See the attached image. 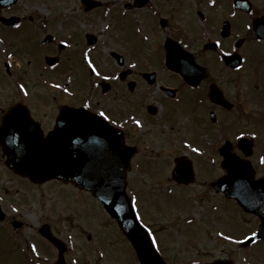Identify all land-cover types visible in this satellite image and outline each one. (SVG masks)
<instances>
[{"label": "flooded vegetation", "instance_id": "1", "mask_svg": "<svg viewBox=\"0 0 264 264\" xmlns=\"http://www.w3.org/2000/svg\"><path fill=\"white\" fill-rule=\"evenodd\" d=\"M92 3L89 8L84 0H0V126L8 110L18 105L27 108L45 137L55 129L64 106L84 107L97 115L103 111L109 117L106 120L121 130L124 146L136 148L134 157L149 151L137 163L143 170L142 165L149 164L151 153L170 151L171 146L189 147L181 135L177 136L179 131H187L191 140L199 130L200 135L219 142L221 167L225 158L221 148L228 144L230 153L251 161L255 179H263L264 172L260 169L264 168V0H93ZM122 20L140 28L145 45L137 47L125 39L114 40L111 42L114 45L108 47L110 63L104 68L105 55L100 50L108 44L102 40L105 25L117 26ZM169 40L180 48L177 49L182 66L189 63L195 69V80L199 78L195 84L167 67ZM93 65L100 75L93 72ZM214 91L218 100L212 99ZM137 120L141 122L139 125ZM183 155L176 154L173 161ZM134 157L131 167L136 165L132 162ZM9 164L0 143V166L13 173L6 186L0 185L4 212L0 227L7 258L13 264L17 255L25 264L48 261L88 264V259L90 264H142L132 244L131 263L117 260L114 256H119L118 249L124 240H118V244L113 240L104 247L89 233L83 243L77 239L83 240L85 231L64 222V233L57 224L45 222V228L41 226L34 234L20 236L18 231L26 225L19 218L21 208L16 204L15 192L23 181L43 184L19 175ZM223 169L220 176L224 177L228 173ZM49 182L53 181L44 183ZM63 184L72 185L84 199L86 194L92 198L87 190L72 183ZM215 193L251 227L249 230L243 227L236 233L238 236L234 233L224 234L227 239L218 236L231 246L233 242L236 248L227 250L229 247L225 245L224 254L207 258L197 254L196 259L189 261L181 254L183 248L178 252L173 245L156 239L164 260L168 264H264V248H256L262 240L248 247L242 244L257 230L259 218L245 213L237 198L226 192ZM77 203L81 209L87 207L85 200ZM31 207L27 205L25 211ZM97 208L93 206L90 210ZM242 214L254 216L253 222ZM103 223H109L108 218ZM41 228L60 240L65 249L63 256L59 247L41 234ZM102 232L109 234L106 230ZM35 234L45 240L52 256L41 251ZM74 245L76 248H72ZM120 253L127 254L125 249Z\"/></svg>", "mask_w": 264, "mask_h": 264}, {"label": "rangeland", "instance_id": "2", "mask_svg": "<svg viewBox=\"0 0 264 264\" xmlns=\"http://www.w3.org/2000/svg\"><path fill=\"white\" fill-rule=\"evenodd\" d=\"M116 24L117 26L114 24L110 28L105 25L102 35V40L108 43L100 50L105 55L103 58L105 61L104 68L107 67V63L108 65L110 63L107 59L108 47L114 40L125 39L129 44L132 43L137 47L145 45L146 38L140 36L142 31L139 27L130 26L124 20ZM87 27L88 25L83 26V28ZM113 45L114 43L111 46ZM42 63L43 59H41ZM199 132L197 130L190 140L191 135L189 136L187 131L184 129L179 131L177 136L181 135L182 140H185L189 147L171 146L170 151L163 150L159 153L156 151L151 153L152 156L148 160L149 164L142 165L144 170L137 163L143 161L144 156L142 157V155H147L149 151L139 153L132 161L136 163L135 167L132 166L128 172V194L132 196L134 205L142 219L153 228L157 240L166 241L169 245H173V249L178 250V252L183 248L181 254L189 261L196 259L197 254L207 258L218 253L224 254L230 248L234 250L233 248L236 247L233 242H231L232 246L230 242L226 243L218 237V231H223L224 234L234 233L237 235L236 233L243 227L247 229L250 227L249 223L245 224L238 215H234L233 211L221 200L220 195L211 188L210 181L224 172L220 162L221 155L218 152L219 142L212 141L210 136H205V134L202 136ZM208 139L209 143L207 142ZM197 148L200 149L199 152L195 151ZM178 153H184L192 158L195 164L197 176L190 185H178L171 175L172 169L175 167L173 157ZM169 160L170 162H168ZM260 170L264 172V168ZM12 174L8 168L0 166V185L2 183L5 185L7 181L11 180ZM23 182L24 184H19V189L15 192L18 197L16 204L21 208L19 218L24 220L26 225L18 231L20 236L34 234L45 222H50L54 226L57 224L64 233L65 223L73 229L78 228L85 231L83 240L77 239L83 243H86L84 238L89 233H93L97 243L102 246L104 244V247L107 246V243L112 244L113 240L117 244L118 240H124L126 245L122 246L124 244L122 243L121 248L118 249L119 256L114 257L117 260L131 263L133 260V255L130 252L132 245L122 234L123 232L118 231V225L105 211L100 201L93 200L94 197L91 195L92 199L87 194L86 199H84L82 194L73 190L72 185H65L60 180L43 183V185ZM169 191L172 192L169 193ZM78 200H85L87 207L79 208ZM27 205L32 206L28 212L25 211L28 210ZM80 206H83L82 201ZM93 206L98 208L91 211ZM83 209L88 210L83 212ZM242 215L248 219L247 221L253 222L254 216ZM106 218H108L109 223H103ZM102 230L108 231L109 234L105 235ZM35 238H37L38 247L40 246L41 251L43 253L48 251V254L52 256L50 250H47L48 245L45 240L38 234H35ZM3 240H5V236L2 235L0 227V264H13L14 262L7 258L9 255H6L5 241ZM72 240L76 239L73 238ZM225 245L229 247L227 250H225ZM72 248H76V246L74 245ZM256 248H264V241L259 242ZM123 249L127 252L126 255L120 253ZM72 255L76 254L72 252ZM87 261L90 264L89 259ZM15 263L25 264V261L17 255L15 256ZM49 263L52 264V261H48L46 264Z\"/></svg>", "mask_w": 264, "mask_h": 264}, {"label": "water", "instance_id": "3", "mask_svg": "<svg viewBox=\"0 0 264 264\" xmlns=\"http://www.w3.org/2000/svg\"><path fill=\"white\" fill-rule=\"evenodd\" d=\"M91 4L88 0L87 5ZM167 47L168 66L195 84L199 78L195 80V69L189 63L182 66L180 48L172 42ZM150 80L154 81L153 78ZM212 99H219L215 91ZM58 116L55 129L45 137L42 130L36 128L38 124L30 117L27 108L11 107L0 126V143L9 165L35 182L56 178L91 191L119 222L143 264H166L151 243L149 231L137 219L127 195L126 176L136 148L125 147L124 135L116 127L84 108L64 106ZM241 144L244 147L246 142ZM227 145L221 152L225 154L222 166L228 174L214 181L213 186L217 191L237 198L246 211L260 216L257 233L245 242L249 245L260 237L264 239V179L255 180L251 162L230 153ZM176 164L173 178L179 183L192 182L193 164L185 157L177 159ZM44 228L41 233L60 247L62 255L64 248L60 240Z\"/></svg>", "mask_w": 264, "mask_h": 264}, {"label": "snow or ice", "instance_id": "4", "mask_svg": "<svg viewBox=\"0 0 264 264\" xmlns=\"http://www.w3.org/2000/svg\"><path fill=\"white\" fill-rule=\"evenodd\" d=\"M89 63L91 64V61H89ZM92 70H93V72H95L96 75H100V73H99L98 71H96V68H95L94 65L92 66ZM107 78H108V77H105V79H107ZM20 87H21L22 89L24 88L23 85H21ZM56 87H60V85H56ZM65 91H67V89H65ZM25 94L27 95V92H26V91H25ZM99 115H100L101 117H104L105 119H109V117H107L106 114H105L103 111H101V112L99 113ZM136 123L139 125L141 122H140L139 120H137ZM242 135H243V134H242ZM195 151L199 152L200 149L197 148V149H195ZM254 235H255V234H254ZM151 243H153V244L156 243V238H155V236L152 237V241H151ZM33 247H35V246H33Z\"/></svg>", "mask_w": 264, "mask_h": 264}]
</instances>
